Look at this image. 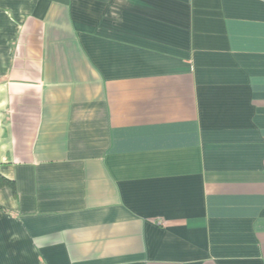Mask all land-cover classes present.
<instances>
[{"label": "crops", "instance_id": "obj_1", "mask_svg": "<svg viewBox=\"0 0 264 264\" xmlns=\"http://www.w3.org/2000/svg\"><path fill=\"white\" fill-rule=\"evenodd\" d=\"M0 264H264V0H0Z\"/></svg>", "mask_w": 264, "mask_h": 264}, {"label": "trees", "instance_id": "obj_2", "mask_svg": "<svg viewBox=\"0 0 264 264\" xmlns=\"http://www.w3.org/2000/svg\"><path fill=\"white\" fill-rule=\"evenodd\" d=\"M4 179L0 176V185L4 183Z\"/></svg>", "mask_w": 264, "mask_h": 264}]
</instances>
